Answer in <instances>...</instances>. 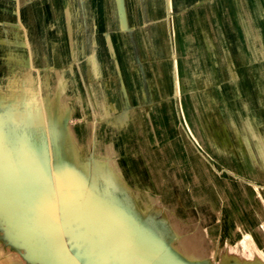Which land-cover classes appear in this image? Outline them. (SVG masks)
I'll return each instance as SVG.
<instances>
[{
    "label": "bare ground",
    "instance_id": "bare-ground-1",
    "mask_svg": "<svg viewBox=\"0 0 264 264\" xmlns=\"http://www.w3.org/2000/svg\"><path fill=\"white\" fill-rule=\"evenodd\" d=\"M108 1L116 25L114 28L117 31L118 42L122 45V34L127 28L124 27L125 3L124 0ZM193 1L195 0H164V11H180L193 4ZM87 2V0H67V7L72 16L67 25H62L67 29V33L68 30L71 33L77 26L79 27V24L75 23V16L86 15L83 8L84 5H88ZM23 3L25 2L22 1ZM75 3L78 9L75 8ZM140 3L147 20L148 13L151 12L150 15L153 16L159 13L152 0H140ZM251 7L256 11L254 2L251 3ZM210 11L209 9V20L213 21V14ZM60 12L63 14L64 9ZM16 16L15 21L0 18V87L2 88L0 89L5 92L7 98L9 97L15 108L17 102L20 103L17 95L24 98L21 99L24 107L29 104L32 97H37L42 99L43 108L31 114L28 112L29 108L25 107L27 112L21 116L16 109L6 110L0 115V130L5 123L6 127H12L11 125L16 121L26 127L42 126L46 131V137L54 141L55 145V151H52L55 162L51 169L57 187L82 188L96 183L101 178L106 188L113 192L127 193L130 199L137 203L138 214L145 218L149 225L154 224V221L149 219V212L145 214L142 204L132 198L119 182H115L119 178V172L102 171V163L94 158L87 159L86 162L81 161L79 149L74 145L77 142L82 145L78 138L83 139L85 136L91 139L97 157L103 159L123 157L122 163L119 162L121 165L117 164L118 169L125 170L136 183L151 193H155L151 185L154 181L156 194L169 219L168 221L165 218L169 233L167 231L164 233L172 234L171 247L185 259L193 262L209 260L201 239L195 236L192 229L197 223L206 230L215 247L221 244L225 235L232 243L242 238L246 244L260 252L259 254H263L264 63L251 67L247 62L248 59L258 60L260 56L264 58V36L257 39L255 37L252 41L249 40L251 28L247 31L243 29L246 34L245 43H240L236 47L230 41L231 38L225 35L226 32L217 30L214 40L216 55L209 48L208 53L202 51L196 53L195 57L192 52L193 43L187 36V15L178 14L176 18L180 25L177 27L181 32L177 42L172 41L166 45L163 38L160 41L161 47L157 42L152 43L149 40L148 42L151 44L154 56L170 54L173 57L175 50L179 51V54L185 52V60L191 70L192 88L187 91L179 86V91L174 88L169 91L166 86L163 87L164 82L161 81L160 85L163 88L157 91L152 88L153 80L150 72L153 70L150 67L147 70H139L136 74L118 75L119 65L108 51L109 38L104 40L98 38V40L88 33L90 38L89 41L87 40L88 44L85 47L80 38L77 50L78 53L82 52V59L85 62L83 73H87L90 79L88 87L86 90L83 88L81 94L77 92V87L82 86L79 65L74 64L66 70L58 67L56 70L52 68V72L47 71V66L53 65V60L47 61L45 56L46 53L51 52L46 27L56 32L61 25L50 23L45 19L46 16L40 17L41 20L36 19L37 23L31 24L30 19L34 20L39 16L31 18L26 9L17 10ZM171 20L173 17H170ZM162 26L163 19L159 22L160 29ZM223 27L222 30L225 28ZM147 32L151 33L150 27L147 28ZM200 34L202 40L209 44L203 32ZM94 40H98L101 46L104 41L106 48L102 47V50H99V47L95 48L97 43ZM256 41L263 45L262 49L259 45V52L254 51L253 43ZM125 42H129L127 38ZM206 58L211 60V69L204 67L203 60ZM182 67L183 64L180 63V71H183ZM218 67H223L227 72L221 80L217 77ZM65 76L66 79H61ZM159 76L161 80L162 73ZM51 81L55 82L54 86L51 85ZM60 84H62L61 97L57 88ZM105 88L109 89V94L106 93ZM181 93L184 94L182 99ZM219 94H224L227 99L240 94L244 97V101L249 103L250 112L247 114L253 117L254 123L246 119V138L242 137L243 133L236 130L237 126L229 120L230 116L227 126L233 131L232 135L223 132L221 124L215 134H208L202 130L201 122L194 119L195 115L199 118L204 111L217 119L218 116L214 115L213 103L218 102ZM177 97L179 99L176 102ZM9 101L6 105L10 103ZM68 101L71 102V116L75 111L79 114V110L83 116H89L88 108L90 111L93 110L85 125L62 126L63 121L70 118ZM48 102L53 103L50 109ZM78 104L82 106L77 108ZM94 107H97L96 112ZM175 119L178 127L172 130ZM172 137L175 141H167ZM233 143L243 146L248 161L237 160L232 152ZM35 147L39 152L42 150L46 152V148L41 145ZM2 235L0 232V264H29L23 258L21 251L9 249L1 242ZM20 257L26 263L22 262ZM222 264L240 263L228 261Z\"/></svg>",
    "mask_w": 264,
    "mask_h": 264
},
{
    "label": "rangeland",
    "instance_id": "rangeland-1",
    "mask_svg": "<svg viewBox=\"0 0 264 264\" xmlns=\"http://www.w3.org/2000/svg\"><path fill=\"white\" fill-rule=\"evenodd\" d=\"M22 1H24L25 3L22 4ZM87 1H88L87 2L88 5H84L85 8H83L85 9L86 15H82L81 17L80 15L78 16L77 14V16H75V20H76L75 23L79 24V27L77 26L76 30L74 31L72 30L71 33H69L68 30L67 33V29H65V27L63 26L64 24L67 25V23L72 18L69 12V8L67 7V0H0V18L2 20L6 18L5 20L7 21L8 20L15 21L17 18L16 16L17 10L20 11L22 9L23 10L26 9V12H28L31 15V18L39 16L38 18H34V20L33 18L30 19L31 24L37 23V20H41L40 17L46 16L45 19L50 21V23L61 25L59 31L56 32L46 27V34L50 39L49 46L51 52L46 53L45 56L47 61L53 60V65L47 66V71L52 72L51 71L52 68L56 70L58 67L62 68V70H66L69 68V66H72L74 64L79 65V69L81 68L80 71L82 77V86L77 87V92L81 94L83 93L82 92L83 88L86 90V88L88 87L90 79L87 77V73L86 74L83 73L84 70L82 68L84 67L85 62L82 59L83 58L82 52L80 51L78 53L77 50L79 49L80 38L84 42L85 47L88 44V41L90 40L88 33L92 38L97 37V39L102 38L103 40L106 39L107 37L109 38L107 41V44L109 46L108 51L110 52L111 55H113V57H115V61L119 65V69H117L118 75L125 76L124 74L126 75L136 74L137 72H139V70H147V68L150 67L153 70V72H150V75H152L151 77L153 80L152 88L156 89L157 91H159L160 88L162 89L164 86H166L165 88H167V90L169 91L170 89L172 91L173 88L176 91H179L180 87H182V89L187 91L190 88H192V84L190 82L191 70L188 67V64L186 63L185 52L184 54L183 52L182 54H179L178 53L179 51L176 52L175 50L173 57H171L170 54H169L170 56L168 54L167 55L159 54L154 56L152 54V47L150 46L151 44L148 42V40L151 41L152 43L157 42V45L160 47H161L160 41H162L163 38L165 40L166 45H169L172 41L173 43H175V41L177 42L181 32V29L177 27L180 25L178 19L176 18L178 14L187 15L186 18L187 36L193 43L192 52H194L193 54L195 57H196V53L199 54L202 51L203 53L205 52L208 53V51H210L209 48L216 55L217 49L215 48L214 40L217 30L226 32L225 35L231 38L230 41L233 43V46L235 44L236 47L240 43L242 44L245 43L246 34L244 33L243 29L247 31V29L249 30V28H251V37L249 40L253 41L255 40V37L257 39L260 36L261 37L264 36V0L251 1V3L252 2L255 3V6L257 7L256 11L252 10L250 0H195L193 1V4L176 12L175 11L168 12V10L164 11L165 10L164 0H152L155 3V7L159 11V13L153 16L150 15L151 12L149 11L150 13H148L149 15L148 20L144 16V12L142 10L143 6L140 3V0H124L125 3V6L123 7V12H125L124 27L127 28L126 31H124V33L122 34V45H121L120 42H118L117 31L114 28L116 26L115 21H113L112 14L110 13L109 10V1L108 0H87ZM76 3H75V8L78 9ZM61 9H64L63 14L62 12H60ZM209 9L211 10L210 12L213 14V18H214L213 21L209 20V15H210V13L208 12ZM157 16L159 17L156 19ZM170 17H173V20L170 21ZM161 19H163L162 29H160L159 27V22H161ZM148 27L151 28V33L147 32ZM221 27H223L224 30H222ZM200 32H203L205 39L209 40V44L208 42L205 43L204 42L205 40L204 41L202 40L201 37L202 35L200 34ZM208 35H210V37ZM206 36H208L209 39H207ZM125 38L128 39L129 41L128 43L125 42ZM98 40H94V42L96 41L95 43H97L95 48L99 47V50H102V47L106 48L104 41H103V46H101L100 43L97 42ZM100 42H102V40ZM259 45L260 43L258 41L253 43L254 51L259 52L260 50ZM260 48L262 49L263 45L262 46L260 45ZM256 55L259 57L258 54ZM260 57L258 58V60L248 59L247 64L251 67L259 64L262 65V63H264V58L262 56ZM208 60H209L208 58L203 60L205 65L204 67L205 68L208 67L211 69L212 66L211 60L209 61ZM180 63L183 64L182 67L183 71H180L179 69ZM157 69L159 70L158 73H157ZM161 73L163 77H161L160 80L159 74ZM226 73L227 72L226 70L223 69V67L220 68L218 67V73H217L218 79L221 80L224 77V75H226ZM66 77L67 76L61 79L64 80L66 79ZM159 80L160 83L158 84ZM252 80H254V78H252ZM161 81L164 82L163 87L162 85H160ZM50 83L52 86H54L55 82L51 81ZM262 85L264 86V78L262 79ZM57 88H58L59 96L61 97L62 84L58 85ZM1 89H0V101H2L4 104H7L8 103L7 101H9L8 99L9 97L7 98V95H5V92H3ZM105 91L108 94L110 93L109 89L105 88ZM183 95H184L183 93L180 94L181 99ZM17 97L20 103L17 102L18 106H16V108L14 107L9 110L12 111L13 109H16L21 116L24 115L25 112H27V109L23 106L24 104L21 103V99L24 98L21 95H17ZM218 97H219L218 102L213 103L214 115L216 114V116H218L217 119L206 111L202 112L199 118L197 115H195L194 117L195 120L197 119L198 121L201 122L200 125L202 130H204L208 134H215L217 132L219 125L221 124L220 127H222L223 125L224 131L226 133H229L227 135H230V133L232 135L233 131L231 130V128H228L227 126L228 116H230L229 120L233 123V125L237 126L235 127L236 130H238L241 133H243L244 130H247V127L245 126L247 118L251 123H254L253 117L247 114L248 112H250L248 107L249 103L247 104V101H244V97L242 95L240 94L233 95L230 96L229 99H227L228 97L226 98L224 94H219ZM178 99L179 98L177 97L175 101L177 102ZM9 102L11 103L10 105H12V102L11 101ZM30 103L35 104V107H31V108L29 107L28 109V112L31 114L36 113V111H41L43 108L42 99H39L37 97H32L29 104ZM52 104H53L52 102L51 103L48 102L49 109ZM67 104L69 106L68 109L70 113V118L68 119V124H67L69 127L85 125V123L88 122L87 120L90 117L91 112L93 114V110L90 111L88 108L90 114L89 116H85V115L83 116L80 110H79V114H77L75 111V114L73 113V115L71 116V112H70L71 102L68 101ZM79 106L81 107L82 105L78 104L77 108H79ZM262 107H263L262 109H264V106ZM94 109L96 112L97 107H94ZM18 122L19 121H16V123ZM176 122L177 120L175 119V123L174 126L172 127L173 128L172 130L178 127V123ZM32 133L34 137L38 138L40 136L41 130L39 128H35L32 129ZM119 137L122 138L121 136ZM79 140L81 141L82 145H79L77 142L74 146L79 149L80 153L78 154L81 157V161L84 162L81 153L83 151H87L89 147L90 148L92 147V141L90 138L85 136L83 139L79 137L78 141ZM167 141H175V139L172 137ZM233 146L234 149L232 152L235 154L237 160H239V162H241L242 159L244 160L246 159L248 161L247 158L248 156L246 155L243 147L239 146L236 143H233ZM94 159L102 163L101 165L102 171L107 172L108 170H111L110 172H119L118 175L119 178L116 179L117 181L115 182H119V184L123 186V188H125V191L129 192L132 198L137 199L142 204L143 208L145 209V214L149 212L151 207H155L158 209L157 210L158 212L159 211L163 212L165 218L168 219L159 201V197L156 194L157 190L154 181H152L151 185L153 187V192L155 193H151L147 191L145 188H143L141 185L136 183L131 177V175L126 173L125 170L118 169L117 164L119 162L122 163L121 160L124 159L123 157L103 159L96 156ZM147 174H148L147 176H149V178L152 179L151 175L149 173ZM192 229H194L195 236L201 239V244L205 249V251L207 252V256L208 259L211 261V264H222L223 262L227 263L228 261H237L240 264L255 263V262L258 264H264V248H263V254H259L260 252H257L253 246L246 244V242L242 238L232 243L230 239H228L225 235L222 238L221 244L215 247L213 246V240L207 235L206 230H204L199 223L195 224ZM20 259L22 260V262L26 263L22 257H20Z\"/></svg>",
    "mask_w": 264,
    "mask_h": 264
},
{
    "label": "water",
    "instance_id": "water-1",
    "mask_svg": "<svg viewBox=\"0 0 264 264\" xmlns=\"http://www.w3.org/2000/svg\"><path fill=\"white\" fill-rule=\"evenodd\" d=\"M9 104L0 101V115L14 108ZM67 124L65 119L62 126ZM13 125L0 130L1 242L21 251L29 264H211L178 254L172 234L164 233L169 229L163 212L151 207L149 225L127 193L106 188L101 178L82 188L57 187L54 141L42 126ZM35 128L41 130L38 138ZM39 145L46 152L36 150ZM81 156L95 158L93 146Z\"/></svg>",
    "mask_w": 264,
    "mask_h": 264
}]
</instances>
